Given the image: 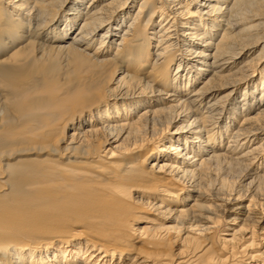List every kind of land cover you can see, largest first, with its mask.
I'll return each mask as SVG.
<instances>
[{"label":"bare ground","instance_id":"1","mask_svg":"<svg viewBox=\"0 0 264 264\" xmlns=\"http://www.w3.org/2000/svg\"><path fill=\"white\" fill-rule=\"evenodd\" d=\"M213 161L264 188V0H0V264H264Z\"/></svg>","mask_w":264,"mask_h":264},{"label":"rangeland","instance_id":"2","mask_svg":"<svg viewBox=\"0 0 264 264\" xmlns=\"http://www.w3.org/2000/svg\"><path fill=\"white\" fill-rule=\"evenodd\" d=\"M226 139H224V142H225ZM214 162V161H213ZM213 162H210L208 163L206 166H205V169L203 170V173L202 176L204 175L203 177V184L205 185L204 187L206 188H209V190H211V187H216L221 181L220 180H223L225 181V188L223 190H220V194L225 196L227 194H230L231 191L232 193H235L236 191H239L241 193L244 194V199L242 200L243 204H247L248 201L250 199H254L256 200L255 203H256V207L257 208H254L252 211V213H254L253 215L257 216L259 215V212H260V208L258 206H263L264 205V188L263 185L258 187L256 190L253 191L252 193V187L251 186H248V174H247V170H246V167L245 166H242V165H239V164H234L233 166L235 167H231V169L229 168L232 164H230V166L228 167L229 164H225V163H222V162H219L218 163L215 161L214 163ZM222 163V164H221ZM264 162H262V165H263ZM224 164V165H223ZM223 165V167H222ZM227 165V166H226ZM238 165V167H237ZM240 166V167H239ZM227 167V168H226ZM243 167V169H242ZM225 168V169H224ZM244 174V175H243ZM243 176V177H242ZM247 176V177H246ZM244 180V181H243ZM220 181V182H219ZM205 182V183H204ZM214 182H218L217 185L214 183ZM214 183V184H213ZM210 184H213L210 186ZM209 185V186H207ZM236 186V187H235ZM239 187V188H237ZM246 187V189H245ZM250 187V188H249ZM232 188V189H231ZM235 188V189H234ZM241 188H242V191H241ZM230 189V190H229ZM238 189V190H237ZM249 189H251L249 191ZM262 189V191H261ZM235 190V191H234ZM259 190V191H258ZM223 191V192H222ZM222 192V193H221ZM248 194V195H247ZM251 194V195H250ZM254 194V195H253ZM252 196V198L250 197ZM248 197V198H247ZM250 197V198H249ZM259 201V202H257ZM263 203V204H262ZM259 204V205H258ZM261 204V205H260ZM227 205V206H226ZM226 206V207H225ZM229 207H234L232 206V204H224L222 207H220V210H218V218H219V224H220V232H219V235L221 237H224V236H227L230 231L229 230H225L227 229L228 225L231 224L229 219L230 217L232 216H235V210H233V208H229ZM223 208V209H222ZM231 209V211H229ZM256 209V210H255ZM224 211V212H223ZM226 211V212H225ZM257 211V212H256ZM238 216V215H237ZM242 219L244 218L243 215L240 216ZM228 220V221H227ZM238 220H240L239 218L237 219V222H239ZM221 221V222H220ZM242 222V221H241ZM247 223H252V221H248L246 220ZM259 228L260 227H264V220H262L259 224ZM213 238V237H212ZM175 243L172 245L174 247ZM170 245V249H172V247ZM215 246V245H214ZM261 246H262V243H261ZM217 247V246H216Z\"/></svg>","mask_w":264,"mask_h":264}]
</instances>
